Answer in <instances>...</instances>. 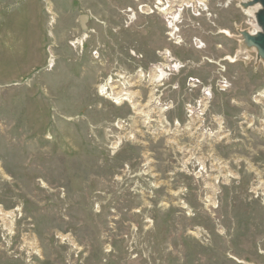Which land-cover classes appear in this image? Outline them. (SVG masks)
<instances>
[{
    "label": "rangeland",
    "instance_id": "1",
    "mask_svg": "<svg viewBox=\"0 0 264 264\" xmlns=\"http://www.w3.org/2000/svg\"><path fill=\"white\" fill-rule=\"evenodd\" d=\"M157 1L0 0V264H264L258 6Z\"/></svg>",
    "mask_w": 264,
    "mask_h": 264
},
{
    "label": "water",
    "instance_id": "2",
    "mask_svg": "<svg viewBox=\"0 0 264 264\" xmlns=\"http://www.w3.org/2000/svg\"><path fill=\"white\" fill-rule=\"evenodd\" d=\"M241 5L244 9L260 6L255 12V19L259 31L256 33H251L247 30L241 31V39L244 49H255L257 52V59L264 61V0H247L242 2ZM87 21V15H82L80 17V23L83 29H86Z\"/></svg>",
    "mask_w": 264,
    "mask_h": 264
},
{
    "label": "bare ground",
    "instance_id": "3",
    "mask_svg": "<svg viewBox=\"0 0 264 264\" xmlns=\"http://www.w3.org/2000/svg\"><path fill=\"white\" fill-rule=\"evenodd\" d=\"M159 4H161L162 3V1L161 0H158L157 1ZM185 4H182V6H184ZM193 5V7L195 8V5L194 4H192ZM170 7L171 6H169L168 8H166L165 9V7H164V9H165V12H167V10H169V11H172V9H170ZM260 6H258V8H259ZM182 8V7H181ZM252 9H255L254 7H250V8H248V9H246V10H248V11H250V10H252ZM171 13V12H170ZM175 19V18H174ZM173 19V21L175 22V20ZM252 23V22H251ZM174 27V26H173ZM174 29L175 28H172V30H173V32H174ZM259 31V30H258ZM166 54V63H161V64H158V65H155V66H153V68H152V70H151V77L153 78V80L154 81H160L161 79H165L166 78V76H168L169 74H168V72H171V71H176V70H178L179 69V67L175 64V65H172L171 63H170V59H169V57H168V55H167V53H165ZM241 54V53H240ZM117 94H118V92H117ZM124 95V93H120V94H118L117 96H118V99H120L121 98V100L122 99H126L125 97H121V96H123ZM206 96H208V94H206Z\"/></svg>",
    "mask_w": 264,
    "mask_h": 264
},
{
    "label": "built area",
    "instance_id": "4",
    "mask_svg": "<svg viewBox=\"0 0 264 264\" xmlns=\"http://www.w3.org/2000/svg\"><path fill=\"white\" fill-rule=\"evenodd\" d=\"M256 33V32H255Z\"/></svg>",
    "mask_w": 264,
    "mask_h": 264
}]
</instances>
